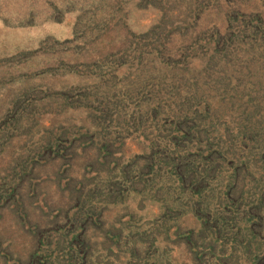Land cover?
<instances>
[{"label":"rangeland","instance_id":"374dc122","mask_svg":"<svg viewBox=\"0 0 264 264\" xmlns=\"http://www.w3.org/2000/svg\"><path fill=\"white\" fill-rule=\"evenodd\" d=\"M0 264H264V0H0Z\"/></svg>","mask_w":264,"mask_h":264}]
</instances>
